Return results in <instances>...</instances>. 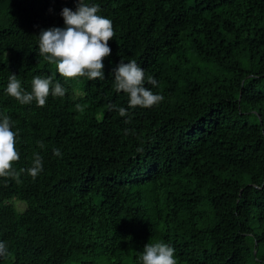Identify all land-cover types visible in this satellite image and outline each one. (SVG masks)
Segmentation results:
<instances>
[{
    "label": "trees",
    "instance_id": "16d2710c",
    "mask_svg": "<svg viewBox=\"0 0 264 264\" xmlns=\"http://www.w3.org/2000/svg\"><path fill=\"white\" fill-rule=\"evenodd\" d=\"M83 2L115 33L95 80L39 54L78 0H0V120L16 133L14 170L42 160L35 178L0 177V264H142L160 242L177 264H264V0ZM131 60L164 97L151 108L114 88ZM10 75L29 93L51 76L65 95L23 105Z\"/></svg>",
    "mask_w": 264,
    "mask_h": 264
},
{
    "label": "clouds",
    "instance_id": "9594fccd",
    "mask_svg": "<svg viewBox=\"0 0 264 264\" xmlns=\"http://www.w3.org/2000/svg\"><path fill=\"white\" fill-rule=\"evenodd\" d=\"M99 11L98 5L89 6L83 0H78L75 11L64 8L61 12L65 27L42 30L38 36L39 54L48 63L55 65L61 77L75 79L86 76L89 80L104 77L103 61L111 54L109 41L115 33L112 21L98 15ZM112 75L116 92L128 95L129 108H151L164 99L163 96L153 94L144 86V71L135 60L126 63L120 61ZM148 83L157 85V81L152 77L148 78ZM6 91L9 96L23 105L35 101L39 107L45 105L50 93L57 97L65 95V89L60 83L53 85L51 76L34 77L29 93L22 90L16 75H10ZM117 110L121 117L127 115L125 108L120 107ZM40 146L43 147V144L41 143ZM54 155L60 156L61 153L59 150H54ZM19 159L20 156L16 150V133L12 130L10 118L5 115L0 120V177L18 179L21 172L27 171L35 178L42 170L41 157L35 155L31 168L20 169L17 172L13 164ZM8 254L6 244L0 242V256ZM141 260L142 264H177L174 249L162 242L145 245Z\"/></svg>",
    "mask_w": 264,
    "mask_h": 264
},
{
    "label": "rangeland",
    "instance_id": "374dc122",
    "mask_svg": "<svg viewBox=\"0 0 264 264\" xmlns=\"http://www.w3.org/2000/svg\"><path fill=\"white\" fill-rule=\"evenodd\" d=\"M18 210H24L25 206L21 203H15Z\"/></svg>",
    "mask_w": 264,
    "mask_h": 264
}]
</instances>
